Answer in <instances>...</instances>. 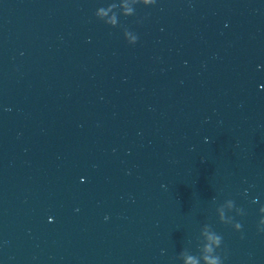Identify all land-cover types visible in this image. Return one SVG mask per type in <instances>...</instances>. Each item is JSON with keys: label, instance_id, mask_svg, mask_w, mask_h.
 Instances as JSON below:
<instances>
[{"label": "water", "instance_id": "obj_1", "mask_svg": "<svg viewBox=\"0 0 264 264\" xmlns=\"http://www.w3.org/2000/svg\"><path fill=\"white\" fill-rule=\"evenodd\" d=\"M261 217L264 0L1 13L0 264H264Z\"/></svg>", "mask_w": 264, "mask_h": 264}, {"label": "clouds", "instance_id": "obj_2", "mask_svg": "<svg viewBox=\"0 0 264 264\" xmlns=\"http://www.w3.org/2000/svg\"><path fill=\"white\" fill-rule=\"evenodd\" d=\"M261 222H264V217H261ZM241 227H242L241 223L238 222L237 223V228L240 230ZM258 231H264V229L258 228ZM209 239L216 244V246H217L218 249L220 248V246L222 244V236L221 235L211 234L209 236ZM206 247H207V250L208 251H210V252L213 251L211 245H207ZM191 259L192 258L189 257V260H191ZM205 259L206 260H209V264H223V260H222V257H221L220 254H218V255H216L214 257H211V258L210 257H205ZM193 264H194V262H193Z\"/></svg>", "mask_w": 264, "mask_h": 264}]
</instances>
